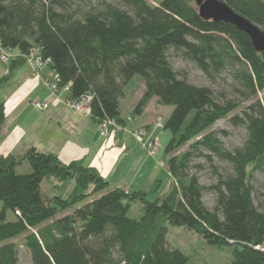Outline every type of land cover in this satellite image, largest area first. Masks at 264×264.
<instances>
[{
	"label": "trees",
	"instance_id": "16d2710c",
	"mask_svg": "<svg viewBox=\"0 0 264 264\" xmlns=\"http://www.w3.org/2000/svg\"><path fill=\"white\" fill-rule=\"evenodd\" d=\"M90 1L0 0V43L20 54L10 69L39 49L51 59L59 90L68 86L71 100L86 101L98 123L116 120L121 126L125 88L140 77L144 93L128 116L141 117L153 99L173 107L163 128L172 132L166 164L176 184L164 198L150 200L147 192L111 188L82 161L66 163L35 147L18 158L0 152V264H20V237L31 264H205L170 247L169 226L226 250V264H264V192L257 187L258 174L264 183V51L234 24L202 18L193 0H123L129 10ZM220 1L264 30V0ZM171 49L210 78L229 72L240 98L253 100L230 119L247 131L242 147L227 150L212 130L241 103H221L210 87L188 82L172 66ZM5 110L0 102V126ZM202 160L218 175L209 185L190 171L194 161L203 168ZM25 162L31 172L17 173ZM45 178L55 188L72 180L69 197L47 195ZM207 194L215 198L213 209L205 203ZM138 201L140 220L128 215Z\"/></svg>",
	"mask_w": 264,
	"mask_h": 264
},
{
	"label": "crops",
	"instance_id": "0c3cea01",
	"mask_svg": "<svg viewBox=\"0 0 264 264\" xmlns=\"http://www.w3.org/2000/svg\"><path fill=\"white\" fill-rule=\"evenodd\" d=\"M15 53L17 55H14ZM15 53L13 58L20 56L17 51ZM2 65H0V77L6 75V69ZM7 66L10 69V63H7ZM45 72L46 70L42 74L45 75ZM8 73L6 76H12L8 84L14 88V91L3 101L6 109L5 120L0 126V152L3 155H14L27 137L30 143L35 142L28 146L30 148L35 147L34 145L40 148L42 145L58 155L63 162L82 161L85 166L95 168L109 181L113 189L123 188L128 191L146 192L149 185L154 190L157 181L163 175L170 178L171 175L165 168V156H160L159 151L158 155L144 156L147 149L131 133L137 126L148 127L158 111L151 115V120H146L149 116L143 114L139 118H134L133 123L127 122L125 124L127 130L119 135L104 136L88 111H76L66 105V101L69 100L68 91L51 93L34 75L28 61L18 68L10 69ZM138 91L133 100V106L143 96V82ZM39 99L47 101L50 107L45 111L35 110L32 103ZM151 104L154 108L163 107L156 99H153L149 106ZM149 106L147 113H149ZM170 113L171 110L166 117ZM156 134H159L158 130L153 132L149 130L145 141L152 140ZM158 156L161 159L158 160ZM157 169H159L158 172Z\"/></svg>",
	"mask_w": 264,
	"mask_h": 264
},
{
	"label": "rangeland",
	"instance_id": "374dc122",
	"mask_svg": "<svg viewBox=\"0 0 264 264\" xmlns=\"http://www.w3.org/2000/svg\"><path fill=\"white\" fill-rule=\"evenodd\" d=\"M103 1L113 3L114 5H116L120 8L129 10L128 5H126L123 0H91L90 3L92 6L98 7L99 3L103 2ZM151 1L153 3L156 2V0H151ZM13 53H15V51H11V59L9 62H5V61L1 60V58H0V65H2V63H4L2 66L4 67V69H6L5 70L6 75L9 74L8 72H10V69L7 66V63H11L12 60L15 59V58H13L14 57ZM168 54H169V60L172 64V66L174 67V69H176L183 77H185L188 80V82H190L191 84L197 85V86L210 87L213 90V92L215 93V97H217L221 103L225 100H233V101L241 103L240 108L236 112L231 114L228 118L219 120L215 124V126L212 128V130L217 131L218 136L221 138L223 145L227 150L232 151V150H235L236 148L242 147L245 144L247 137H248L247 131L244 127L234 126L230 122V119L234 115H238V114L241 115L243 110L246 109L251 103H253V100L244 101L240 98L238 92L235 90L236 89V83L233 81L232 76L230 75L229 72L225 71V72L215 76L214 78H210V77L206 76L200 69H198L193 62L183 58L179 52L171 49V50H169ZM14 55H17V54L15 53ZM33 73H34V71H33ZM6 75L0 77V79L5 78ZM44 78H45V76H43V75L41 78H39L42 81V83H43ZM11 80H12V76L8 77L7 81L5 80L6 82L5 81L2 82L3 86L0 88V102L5 101L6 97L9 94L13 93L14 88L12 86H9V84H8ZM141 86H142V80L140 77L136 76V77H134V79H132V82H130V84L128 85L127 91L125 88V96L121 102V111L125 115L124 119L126 120L125 124L127 122L128 123L134 122V119L133 118L131 119L128 115L134 107L132 105L133 100L137 96V94H138L137 92H139L138 90H139V88H141ZM71 101L72 100L69 98V100L66 101V105L69 108L73 109L69 105V103ZM149 104H148V106H149ZM131 106H133V107H131ZM148 106H147L146 110L148 109ZM84 110L85 111L88 110L86 101H83V104H82V112ZM146 110L144 112V115L147 114L149 116L148 118H146V120H151V115L154 113H157V111H158V113L152 119L153 121L151 124H149L148 127L137 126V127L133 128L131 131L132 136L139 143L143 144V146H145V148L147 149V151L145 150L146 153L144 152V156L146 154L155 156V155H158L157 153L159 151V155L162 157L165 156V160H167L168 156L166 154V147L172 138V132L169 129H165L163 127H164V121L167 118L166 114L169 112V110H171V112H172L173 107L172 106H163L162 108H154L153 104H151V106H149V113H147ZM103 122H104L103 120L99 123L97 122L98 127ZM160 122L163 123V127H158L157 124ZM110 126L113 127V124H111V125L109 124V127ZM122 127H123V129L118 133V135L127 130V128H125V125ZM99 129H100V127H99ZM138 129L145 130L146 133L141 134L138 131ZM153 129L155 131L158 130L159 134L154 135L152 137V140H149L146 142L145 139L148 136L149 130L153 132L154 131ZM136 131H137V134H136ZM222 131H224V133H222ZM102 135L108 136V135L103 134V133H102ZM157 136L159 137L158 139H157ZM33 143H35V142L32 141L30 143L26 137L25 141L17 148L18 150L15 152L14 155L17 158L20 156H23L30 149V147H28V146L30 144H33ZM34 146L36 147L38 145H34ZM40 146H41L40 148L36 147L38 149V151L44 152V153H53L52 151L45 149L44 146L43 147H42V145H40ZM188 148H189V145L181 147L179 150H177L175 152V155L184 153L186 150H188ZM154 149H155V152H153ZM163 153H164V155H163ZM160 156L157 157L158 160L161 159ZM196 163L197 162H195V161L191 163L192 168L190 171L192 174H196L199 177L201 183L209 185V184L217 181L218 175L216 174V172L214 173V171H215L214 167H212L205 160H202V161H200V163H202L203 168L202 167L201 168H195ZM213 164L217 165V168H218L217 172L218 173H220V174L224 173L223 169H222V166H223L222 163H221L222 166H220V163H218V161L213 162ZM165 168L169 172V170L167 168L166 161H165ZM158 170L159 169H157V172H158ZM28 172H31V167H30L28 162H25L22 165H19L17 167V173H28ZM169 174H170V172H169ZM258 178L259 179H258L257 187L260 188L261 193H262V192H264L263 176L261 174H258ZM55 183H57V182L55 181ZM175 184H176V180L173 177L170 176V178H168L167 175H163L159 179V181H157L156 188L154 190H152L151 185H149L146 192L148 193V195H149L148 197L150 200H154V199H156V197L164 198L169 193V191L174 187ZM41 187H42L43 191L49 196H53L54 194L60 193L63 195L64 198H67V197H69V193L73 187V181L68 180V181L63 183L62 187L55 188L53 182L50 179L45 178L41 182ZM126 191H128V190H126ZM205 203H206L208 208L213 209L214 205H215L214 196L212 194H207L205 196ZM128 215L133 219L140 220L142 215H143V205L141 204V202L138 201L136 203H133ZM8 217L12 219V214L10 212H9ZM15 241L20 246V264H31L29 251L23 246V242H24L23 238L20 237V238L16 239ZM167 241H168L171 248L181 249L185 254L192 257L193 260L196 261V263L226 264L227 262L230 261V258H231V256L229 255V253L226 250L221 251L217 248L209 246L203 238H201L195 232L187 230L184 227L169 226L168 227V233H167ZM263 249H264V247H263Z\"/></svg>",
	"mask_w": 264,
	"mask_h": 264
},
{
	"label": "built area",
	"instance_id": "2783aa9c",
	"mask_svg": "<svg viewBox=\"0 0 264 264\" xmlns=\"http://www.w3.org/2000/svg\"><path fill=\"white\" fill-rule=\"evenodd\" d=\"M0 58L1 60L5 62L10 61L11 59V51L5 50L2 47L1 43H0ZM27 61L29 65L32 67L34 74L39 78L42 77L43 75L42 72L44 73V70H46L45 75H43L45 76V78L43 79V83L51 91V93L54 94L60 91L58 88L59 80L57 79L54 72L50 68L51 59L44 58L42 54L40 53L39 49L36 48V49H33L31 53L27 56ZM68 90H69V87L66 86L64 88V91H68ZM82 104L83 102L80 103V102L73 101V100L69 103V105L76 111H82ZM32 107L38 111H45L50 107V104L45 100L39 99V100L33 101ZM103 121L104 122L99 126L103 134L110 136L112 134H118L123 129V127L119 125L115 120H103ZM109 124L110 125L113 124V127L112 126L109 127ZM157 125L158 127H163L162 122L158 123ZM138 131L141 134L146 133V131L142 129H138ZM136 134H137V131H136ZM158 138L159 137L157 136V139ZM153 152H155V149L153 150Z\"/></svg>",
	"mask_w": 264,
	"mask_h": 264
},
{
	"label": "water",
	"instance_id": "95a60500",
	"mask_svg": "<svg viewBox=\"0 0 264 264\" xmlns=\"http://www.w3.org/2000/svg\"><path fill=\"white\" fill-rule=\"evenodd\" d=\"M199 8V13L205 20L216 22L225 21L234 24L238 29L247 33L259 52L264 51V30L249 22L233 11L227 4L220 0H193Z\"/></svg>",
	"mask_w": 264,
	"mask_h": 264
}]
</instances>
